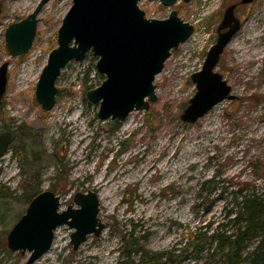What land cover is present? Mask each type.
Segmentation results:
<instances>
[{
	"label": "rangeland",
	"instance_id": "1",
	"mask_svg": "<svg viewBox=\"0 0 264 264\" xmlns=\"http://www.w3.org/2000/svg\"><path fill=\"white\" fill-rule=\"evenodd\" d=\"M39 1L0 0V66L8 63L0 132L22 128L0 159V264H25L29 254L10 252L6 236L33 195L45 190L58 193L60 210L72 205L74 194L95 192L105 228L72 250V231L60 226L49 251L33 264H141L139 252L122 256L121 237L129 231L149 253H159L183 246L187 232L210 234L217 224L230 228L224 218L234 206L233 193L264 192V0L236 7L242 26L216 68L235 99L218 103L194 124L180 120L195 93L190 77L215 43L224 10L241 0L179 1L170 9L139 4L149 19L176 10L194 33L171 51L155 77L156 102L121 121L99 120L98 105L86 98L104 80L92 54L61 70L51 111L36 103V82L72 0L43 6L23 56H9L4 31ZM171 264L210 261L207 253L187 252Z\"/></svg>",
	"mask_w": 264,
	"mask_h": 264
},
{
	"label": "water",
	"instance_id": "2",
	"mask_svg": "<svg viewBox=\"0 0 264 264\" xmlns=\"http://www.w3.org/2000/svg\"><path fill=\"white\" fill-rule=\"evenodd\" d=\"M49 0H40L23 20L4 31V45L11 58L27 54L36 36L37 16ZM143 0H72L56 33V47L46 59L35 86V101L41 110L51 111L56 102V80L70 62H80L87 54L96 57L95 70L104 76L102 83L86 92L87 100L98 105L99 120H124L132 112H147L156 102L155 77L162 71L171 51L185 43L194 33L193 25L171 10L167 18L149 19L139 4ZM172 8L178 0H146ZM189 3L191 0H181ZM241 0L228 6L216 28V41L208 49L202 67L191 75L195 88L180 120L194 124L215 105L235 97L223 76L216 71L219 59L242 23L235 16ZM1 16V4H0ZM8 63L0 66V101L6 92ZM11 131L0 133V159L8 151ZM60 196L50 190L30 199L24 214L6 236L12 252L28 253L25 264H33L52 246L60 226L72 232L70 245L77 250L88 236L104 230L98 218L99 202L95 192L76 193L72 205L60 210ZM247 264V263H239Z\"/></svg>",
	"mask_w": 264,
	"mask_h": 264
},
{
	"label": "trees",
	"instance_id": "3",
	"mask_svg": "<svg viewBox=\"0 0 264 264\" xmlns=\"http://www.w3.org/2000/svg\"><path fill=\"white\" fill-rule=\"evenodd\" d=\"M1 101L0 109L3 108ZM21 130V127L14 131L9 127L4 128V131L12 132V139ZM246 190L238 189L233 193L234 206L224 218L231 225L230 228L227 229L226 224H217L210 234L187 232L183 246L180 244L173 250L159 253H149L140 246V239L134 237V230L129 231L121 237L124 244L122 256L129 258L131 252H139L141 264H171L182 258L184 253L195 252L207 253L210 264H264V192L244 194ZM254 240L255 246L249 249L248 245Z\"/></svg>",
	"mask_w": 264,
	"mask_h": 264
},
{
	"label": "flooded vegetation",
	"instance_id": "4",
	"mask_svg": "<svg viewBox=\"0 0 264 264\" xmlns=\"http://www.w3.org/2000/svg\"><path fill=\"white\" fill-rule=\"evenodd\" d=\"M179 1H181V0H178V2H179ZM235 4H238V3H235ZM238 6H239V5H237V7H238ZM1 100H2V99H1ZM2 132H4V131H2ZM0 133H1V132H0ZM11 141H12V139H11Z\"/></svg>",
	"mask_w": 264,
	"mask_h": 264
},
{
	"label": "built area",
	"instance_id": "5",
	"mask_svg": "<svg viewBox=\"0 0 264 264\" xmlns=\"http://www.w3.org/2000/svg\"><path fill=\"white\" fill-rule=\"evenodd\" d=\"M143 1H146V0H143ZM141 2H142V1H141ZM141 2H140V3H141ZM146 2H147V1H146Z\"/></svg>",
	"mask_w": 264,
	"mask_h": 264
}]
</instances>
